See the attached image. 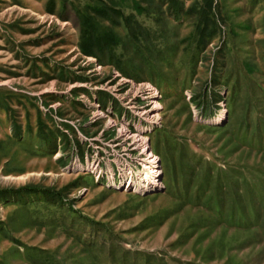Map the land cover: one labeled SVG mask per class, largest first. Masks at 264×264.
<instances>
[{
	"label": "rangeland",
	"instance_id": "obj_1",
	"mask_svg": "<svg viewBox=\"0 0 264 264\" xmlns=\"http://www.w3.org/2000/svg\"><path fill=\"white\" fill-rule=\"evenodd\" d=\"M202 2L0 0V264H264V0H213L206 47ZM122 128L163 189L87 171L141 159Z\"/></svg>",
	"mask_w": 264,
	"mask_h": 264
},
{
	"label": "built area",
	"instance_id": "obj_2",
	"mask_svg": "<svg viewBox=\"0 0 264 264\" xmlns=\"http://www.w3.org/2000/svg\"><path fill=\"white\" fill-rule=\"evenodd\" d=\"M146 85H150L154 89V93L156 94L157 97L160 96V93L157 88H155L151 84H146ZM151 128L142 129L141 132L137 131L139 134H141V136L147 139L146 150L144 152H141L138 150L141 154V157L139 158H141L142 160L133 159L132 156L134 152L129 151V150H127V152H123V154L119 152L115 153L116 150L113 147V150H111V152L115 153V156H112V154H108V152H104L103 155L98 154L95 160L90 161L89 163L86 164L87 171L96 181L102 180V181L107 182L109 186H112L113 184L117 188L121 187L126 190L132 189L135 192L137 191L140 192L139 189L132 187V185H134L133 182H130L131 180L130 181L126 180V177H129L130 179H132L134 177V174H137L135 175L137 177L140 174V172H138L137 169L140 168L139 166H142L141 164L143 160L147 161V160L154 159V158H151V156H154L155 153L153 152L152 147L150 146L149 137L148 135H145L144 133H142V132H145V133L150 132ZM135 131L136 130L134 128V132ZM159 161L160 160H157L156 167H155V171L157 172V176H158L157 177L158 184L155 186V188L150 189L149 191L156 190V189L161 190L164 188L162 180H161L162 171L159 167V163H160ZM150 172L152 173V170H150ZM132 174H133V177H132ZM143 191H146V190H143Z\"/></svg>",
	"mask_w": 264,
	"mask_h": 264
},
{
	"label": "bare ground",
	"instance_id": "obj_3",
	"mask_svg": "<svg viewBox=\"0 0 264 264\" xmlns=\"http://www.w3.org/2000/svg\"><path fill=\"white\" fill-rule=\"evenodd\" d=\"M140 89H145V90L149 91L148 92L149 94L151 93L152 95H155L154 89L150 85H148V86L147 85H141ZM153 106H154V108H160L161 104H159L157 101H155ZM98 114L101 115V113H98ZM151 118L153 120H155L158 118V115H153V116H151ZM120 135L122 138H124V140H131L137 149H139L141 151L146 150L147 139L144 138L143 136H141V134H139L137 131L128 132V130L126 128H122V130L120 131ZM58 157H59V155H56V158H58ZM151 158H154V159L145 161L146 162V163H144L145 167L143 166L144 167L143 172H141L140 175H138L136 177L135 175H137V174H134V177L132 176L133 181L129 177H126V180H128V181L131 180L130 182H133V184H134L133 187L136 189H139L141 192H143V190L148 191L150 189H153L158 184V180H157L158 176H157V172L155 171V167H156V162H157V160H160V157H158L157 154H154V156H151ZM150 170H152V173L150 172Z\"/></svg>",
	"mask_w": 264,
	"mask_h": 264
},
{
	"label": "trees",
	"instance_id": "obj_4",
	"mask_svg": "<svg viewBox=\"0 0 264 264\" xmlns=\"http://www.w3.org/2000/svg\"><path fill=\"white\" fill-rule=\"evenodd\" d=\"M202 1H203L202 8H200L199 11L203 10V12L201 13V16H202V19L204 18V21L202 22V26L201 27L199 26L198 32L201 37L208 36L207 40L204 43L206 47L210 43V41L213 39V37L215 36V30H212L211 32L208 33L209 26L213 25L212 21H214L215 16L213 13V0H202ZM180 10L182 11V8H180Z\"/></svg>",
	"mask_w": 264,
	"mask_h": 264
}]
</instances>
